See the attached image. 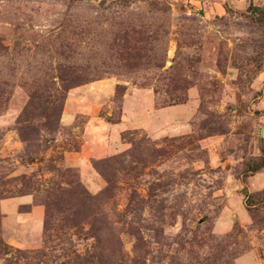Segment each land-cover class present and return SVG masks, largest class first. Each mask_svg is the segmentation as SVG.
I'll list each match as a JSON object with an SVG mask.
<instances>
[{
  "label": "rangeland",
  "instance_id": "rangeland-1",
  "mask_svg": "<svg viewBox=\"0 0 264 264\" xmlns=\"http://www.w3.org/2000/svg\"><path fill=\"white\" fill-rule=\"evenodd\" d=\"M0 264H264V0H0Z\"/></svg>",
  "mask_w": 264,
  "mask_h": 264
},
{
  "label": "trees",
  "instance_id": "trees-1",
  "mask_svg": "<svg viewBox=\"0 0 264 264\" xmlns=\"http://www.w3.org/2000/svg\"><path fill=\"white\" fill-rule=\"evenodd\" d=\"M163 64H157V67H162ZM128 67H132V66H128ZM135 67V65L133 66ZM25 112V111H24Z\"/></svg>",
  "mask_w": 264,
  "mask_h": 264
}]
</instances>
